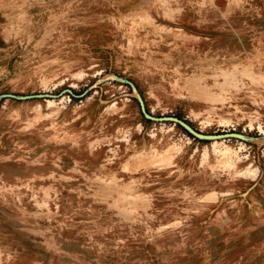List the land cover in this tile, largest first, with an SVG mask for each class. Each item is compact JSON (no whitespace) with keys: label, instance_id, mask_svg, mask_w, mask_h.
<instances>
[{"label":"rangeland","instance_id":"1","mask_svg":"<svg viewBox=\"0 0 264 264\" xmlns=\"http://www.w3.org/2000/svg\"><path fill=\"white\" fill-rule=\"evenodd\" d=\"M0 264H264V0H0Z\"/></svg>","mask_w":264,"mask_h":264},{"label":"water","instance_id":"2","mask_svg":"<svg viewBox=\"0 0 264 264\" xmlns=\"http://www.w3.org/2000/svg\"><path fill=\"white\" fill-rule=\"evenodd\" d=\"M68 93L71 94V91L67 90ZM139 103H140V107H141V110L144 114V116L148 119H151V120H155V121H172V122H175L177 124H179L180 126H182L184 129H186L187 131H189L192 135H194L195 137L197 138H200V139H218V138H227V137H235V138H239L238 135H234V134H226V135H221V136H210V135H200V134H197L195 133L191 128H189L185 123H183L182 121L178 120V119H175V118H168V117H164V118H154V117H151L149 115H147L144 111V105H143V102L139 99Z\"/></svg>","mask_w":264,"mask_h":264}]
</instances>
